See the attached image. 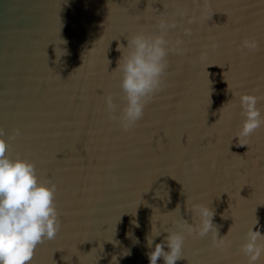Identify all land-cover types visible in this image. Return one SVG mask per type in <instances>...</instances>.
Returning a JSON list of instances; mask_svg holds the SVG:
<instances>
[{
    "label": "water",
    "instance_id": "95a60500",
    "mask_svg": "<svg viewBox=\"0 0 264 264\" xmlns=\"http://www.w3.org/2000/svg\"><path fill=\"white\" fill-rule=\"evenodd\" d=\"M208 8L202 19L204 0H0V127L20 129L11 158L56 185L61 222L31 264H148L152 221L195 225L186 209L201 203L224 246L185 232L176 264H247L240 245L255 218L264 234V127L244 146L236 133L241 94L259 97L264 115V0ZM161 16L176 19L168 39L184 51L169 52L164 87L125 131L105 104L112 93L115 115L123 107L117 43Z\"/></svg>",
    "mask_w": 264,
    "mask_h": 264
},
{
    "label": "clouds",
    "instance_id": "9594fccd",
    "mask_svg": "<svg viewBox=\"0 0 264 264\" xmlns=\"http://www.w3.org/2000/svg\"><path fill=\"white\" fill-rule=\"evenodd\" d=\"M186 14L187 10L184 9L177 10L175 15L184 17ZM201 18H210L208 0H204ZM176 28L175 18L161 16L153 30L142 26L125 37L126 45L117 43L120 58L113 72H117L120 77L123 107L119 108V115H115L118 105L114 103L112 93L105 96V104L109 118L117 120L125 131L143 118L146 105L164 87L169 52L184 51L181 39H168L169 31ZM185 34L190 35V31L185 30ZM242 47L253 50L257 42L244 40ZM259 99L251 94L239 96L243 119L236 133L238 146L246 145L248 138L264 127V115L257 107ZM6 135L7 141L4 139ZM19 135V128L6 133L5 128L0 127V264H31L37 246L46 240L55 239L61 227L55 202L56 185L38 176L34 162L20 158L19 154L15 158L10 156L12 146L8 141L15 140ZM186 210L191 212L192 218L198 220L197 224H189L180 215L179 219L172 221L177 230L169 227L157 229L152 221L151 233L146 237L147 247L152 249L147 253L148 264H157L160 258L164 264H176V261L184 258L182 248L185 232L198 237L210 234L213 246H224L223 237L217 238L218 227L213 223L215 212L208 204H191ZM171 213H180L179 205L163 215ZM257 224L255 218L245 235L244 243L240 245V251L247 257V264H256L264 254V234L252 230ZM162 231L168 235L153 248L154 238L160 236ZM165 246L169 251L164 250Z\"/></svg>",
    "mask_w": 264,
    "mask_h": 264
}]
</instances>
